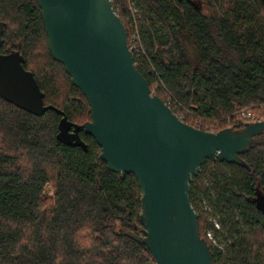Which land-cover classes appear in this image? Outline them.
Here are the masks:
<instances>
[{
    "label": "trees",
    "instance_id": "16d2710c",
    "mask_svg": "<svg viewBox=\"0 0 264 264\" xmlns=\"http://www.w3.org/2000/svg\"><path fill=\"white\" fill-rule=\"evenodd\" d=\"M131 1L141 11L142 49L128 45L149 86H158L154 94L176 99L208 131L227 127L228 118L240 129L238 109L264 107L263 0ZM111 4L128 31L127 0ZM0 21V52L19 51L43 103L66 115L70 131L79 127L63 143L60 114L34 115L0 97V264H157L126 235L142 231L136 177L109 170L80 127L91 119L89 103L52 57L37 0H0ZM192 114L183 121L192 124ZM239 156L246 166L206 159L190 181L212 264H264V132ZM48 185L52 197L44 194ZM205 201L208 213L200 209ZM208 214L218 216L224 256L204 233L213 225Z\"/></svg>",
    "mask_w": 264,
    "mask_h": 264
},
{
    "label": "water",
    "instance_id": "95a60500",
    "mask_svg": "<svg viewBox=\"0 0 264 264\" xmlns=\"http://www.w3.org/2000/svg\"><path fill=\"white\" fill-rule=\"evenodd\" d=\"M52 57L86 97L91 119L80 127L100 147L109 170L132 173L140 194L142 243L157 264H212L190 200V181L206 159L246 166L240 154L264 132V120L240 129L202 130L181 120L153 94L136 68L126 28L111 0H37ZM3 23L0 21V46ZM17 51L0 52V97L34 115H61L57 138L72 143L66 115L43 93Z\"/></svg>",
    "mask_w": 264,
    "mask_h": 264
},
{
    "label": "built area",
    "instance_id": "2783aa9c",
    "mask_svg": "<svg viewBox=\"0 0 264 264\" xmlns=\"http://www.w3.org/2000/svg\"><path fill=\"white\" fill-rule=\"evenodd\" d=\"M127 4H128V10L130 12V18L128 19V31H126L127 33V42L128 44L131 45V48L135 51L138 52L141 48L140 45V38H139V34H138V26H137V18H136V8L133 7V2L131 0H127ZM130 48V46H129ZM131 50V49H130ZM165 103L172 109V111L181 119L183 120L185 114H192V112H190V110H188V108L182 106L176 99H174L173 97H168L165 101ZM238 118L240 120H242V122H253V121H258V120H264V107L260 108L257 111H253L252 109H247V108H240L237 110L236 112ZM193 119L195 120L194 122H192V126L199 128V126L201 125V117L196 116L194 113L192 114ZM227 120V124L228 126L231 125V120L228 118ZM213 124H216V121H211ZM234 125H237V123H235ZM227 126V127H228ZM232 127V126H230ZM210 131V130H209ZM220 229V223L218 220H213V230L214 231H218ZM215 234H212V230H209L207 232L206 238L208 239V241H210L211 243L215 242V238H214Z\"/></svg>",
    "mask_w": 264,
    "mask_h": 264
},
{
    "label": "rangeland",
    "instance_id": "374dc122",
    "mask_svg": "<svg viewBox=\"0 0 264 264\" xmlns=\"http://www.w3.org/2000/svg\"><path fill=\"white\" fill-rule=\"evenodd\" d=\"M262 2L264 3V0H263ZM134 3H135V2H133V7L135 6L134 8H136V9H135V10H136V18L139 19L140 16H141V11L139 10L138 6L134 5ZM259 14H260V16L262 17V19H264V8H262V9L259 10ZM150 88H151V90H152V93L154 94V91L158 89V86L154 84V85H152ZM191 121L194 122L195 120H194V119H191ZM44 194H45V196H47V197H52V195H53V190H52V187H51L50 185H48V186L45 188ZM200 209H201V211H202L203 213H208V211H210V205H209V203H208L207 201L202 202V205H201V208H200ZM202 212H201V213H202ZM207 219H208V221H210V222L213 224V220H217V219H218V216H213V215L210 216V215L208 214V215H207ZM219 223H220V222H219ZM209 230H212V234H213V233H214V234L216 233V231L213 230V225H212L211 227H207V228L204 230L205 235H207V232H208ZM216 237L219 238L218 241L216 240V238H215V236H214V238H215V242H214V243H211V244H212L213 248L218 247V248L221 250V254H222V256H224V255H225V248H226V246H227V244L225 243L226 241L224 240L223 237H220L219 234H216Z\"/></svg>",
    "mask_w": 264,
    "mask_h": 264
}]
</instances>
